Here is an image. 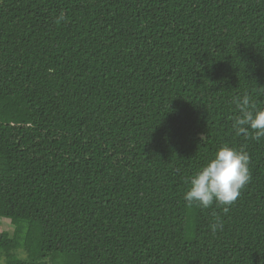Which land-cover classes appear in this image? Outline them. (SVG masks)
Here are the masks:
<instances>
[{"label":"trees","instance_id":"trees-1","mask_svg":"<svg viewBox=\"0 0 264 264\" xmlns=\"http://www.w3.org/2000/svg\"><path fill=\"white\" fill-rule=\"evenodd\" d=\"M2 218L5 264H264V0H0Z\"/></svg>","mask_w":264,"mask_h":264},{"label":"rangeland","instance_id":"rangeland-1","mask_svg":"<svg viewBox=\"0 0 264 264\" xmlns=\"http://www.w3.org/2000/svg\"><path fill=\"white\" fill-rule=\"evenodd\" d=\"M13 225L7 218L0 219V232L6 231L9 233V235L13 234ZM16 253L19 255V257L24 258L25 253L21 250L16 251ZM0 264H5V255L3 251L0 250Z\"/></svg>","mask_w":264,"mask_h":264}]
</instances>
